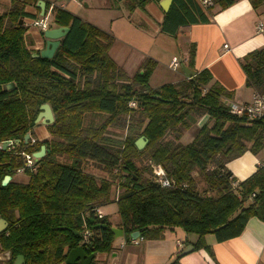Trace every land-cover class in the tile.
Wrapping results in <instances>:
<instances>
[{"label":"trees","instance_id":"16d2710c","mask_svg":"<svg viewBox=\"0 0 264 264\" xmlns=\"http://www.w3.org/2000/svg\"><path fill=\"white\" fill-rule=\"evenodd\" d=\"M8 1L9 8L0 13V142L18 143L0 149V218L8 223L0 233V254H9L3 264H13L18 256L23 264H61L78 245L87 255L112 253V224L105 214L93 217L91 210L111 202L120 219L115 227L123 231L126 244L135 231L142 240H159L166 229L178 228L196 235L193 250L212 258L206 235L221 242L239 236L249 218L264 223V166L243 180L226 167L246 152L261 151L264 122L247 124L244 116L231 114L221 97H232V91L212 81L208 69L151 87L156 60L146 58L130 77L109 55L114 37L60 7L53 9V23L68 26V33L51 58L34 57L38 51L25 41L23 19L35 17L25 8L39 11L38 0ZM149 1L159 2L127 0V8L144 10ZM234 1L212 3L224 9ZM249 1L253 8L264 3ZM205 22L209 19L195 0H172L158 26L176 36L182 26ZM194 52L190 43L189 68ZM240 65L245 85L263 93L264 47L247 53ZM130 101L135 105L129 106ZM43 103L54 120L46 126V138L31 142ZM204 115L207 120L192 140L182 142L183 133ZM140 137L146 144L138 150L134 142ZM41 145L45 155L33 171L24 169L28 181H14L24 166L20 153L36 152ZM149 161L162 167L169 187L155 181L145 165ZM88 163L108 177L86 171ZM7 175L11 180L3 186ZM84 227L91 233L87 242L82 241ZM181 253L169 264H180Z\"/></svg>","mask_w":264,"mask_h":264},{"label":"crops","instance_id":"0c3cea01","mask_svg":"<svg viewBox=\"0 0 264 264\" xmlns=\"http://www.w3.org/2000/svg\"><path fill=\"white\" fill-rule=\"evenodd\" d=\"M44 1L53 3L84 22L110 33L114 37V42L109 49V55L130 77L140 69L146 58L150 57L156 60L157 66L149 78L151 87L189 79L182 68L178 70V67H181V63H183L188 69L195 72L208 69L212 75V81L232 91L230 99H236L242 103L249 102L251 95L254 94V90L245 85V74L241 69L240 61L247 53L264 47V31L256 32L258 21L264 19V3L258 8H253L249 0H235L233 4L224 9H219L217 5L213 4L210 10H204L209 22L180 27L178 31L185 29L184 38L186 40V48H181L180 64L175 69L169 66L172 61L177 59L172 51L171 56H167L168 75H160L165 82L161 80L156 82V86H154L151 80L157 74L160 64L158 58L153 54L132 48L129 44L122 42V39L135 40L148 37L155 40L161 34L158 24L163 17L159 3L149 1L144 10L135 8L129 11L127 0ZM8 8L9 1L0 0V13ZM25 10L35 17L40 14V10L37 11L32 6L26 7ZM53 17L52 14L49 27H56L53 23ZM32 18L34 17H25L23 21L28 24ZM40 32L39 28L28 26L25 32V41L30 49L38 51L44 47V39ZM167 36V38L172 37L168 34ZM190 43L195 46L192 68L186 65L187 45ZM117 44L121 46L119 48L120 53L118 51L113 52V48ZM224 45H227L228 48L225 49ZM118 56H121V59ZM244 89L250 90V96L247 99L242 98ZM206 120V115L199 118L198 127ZM47 136L48 133L44 132L40 137L44 139ZM263 156L262 149L256 155L246 152L241 157L227 163L226 167L237 180H243L255 170ZM99 209L106 215L102 206ZM116 224L118 222L113 224V227ZM168 230L170 233H166ZM196 238V235L185 234L178 228L166 229L162 239L142 240L141 243L137 242L136 244L131 242L126 244L123 237L115 238V241L116 239L120 240V256L117 258L119 253L116 252L97 253L94 256V264H108L111 255L117 258V264H155L154 261L158 256L162 258L160 264H169L179 251L192 246ZM204 239L211 248L214 258L202 249L197 251L192 249L188 253L180 255V264H264V223L255 217L248 219L244 230L237 237L218 242L214 235L208 234ZM178 241L181 243L180 246H178ZM135 246L139 249H136ZM6 259V253L0 254V261ZM111 263L116 264V260Z\"/></svg>","mask_w":264,"mask_h":264},{"label":"rangeland","instance_id":"374dc122","mask_svg":"<svg viewBox=\"0 0 264 264\" xmlns=\"http://www.w3.org/2000/svg\"><path fill=\"white\" fill-rule=\"evenodd\" d=\"M48 19L51 22V17H49ZM160 33L161 34H159L155 40L153 38L151 40L148 37H143L141 39H135V40L122 39V42L129 44L130 46H132V48L141 50L142 52H147L148 54L149 53L153 54L154 56H156L158 58V61L160 64L158 66L157 74L153 77V80H151L152 85H154V86H156L155 85L156 82H160L162 80V78L160 77L161 74L168 75L167 74L168 73L167 72V56L170 57L171 56L170 54L174 52L175 57L177 58L176 60L179 61L180 56H181L180 55L181 54V48L182 47L186 48V40L184 38L185 29L177 32V35H176L177 38H176V36H172L170 38H167L168 37L167 34H164L162 32H160ZM119 43H121V42H119ZM187 47H188V45H187ZM119 48H121V46H120V44H117L113 48V52L118 51L120 53ZM130 53H131V51H130ZM132 55H134L133 52H132ZM118 57L121 59V56H118ZM123 58H125V56H123ZM126 60H128V59H126ZM179 64H180V62H179ZM178 70H181L180 66L178 67ZM163 82H165V81H163ZM249 91H250L249 89H244L243 94H242V98L247 99L250 96ZM232 100L235 102H238L236 99H232ZM103 116H104V114H103ZM198 119L196 121V124L195 123L192 124L188 128V130H186L183 133V135L181 137L182 142L187 143V142L192 140V136L198 128V125H197ZM36 127H38V128H36ZM33 128H34V130H33L34 131V133H33L34 139L36 138L39 140V139H41L40 136H42L44 134V132L47 133L45 125L43 126V125L37 124ZM58 160L61 162H66V163L68 162V160H65L64 158H60V157H58ZM147 164H148V162H145L146 166H147ZM85 170L94 173L98 177H100V176L108 177L107 173H104V172L96 169L95 166H92V164H90V163H88L86 165ZM13 180L17 181V182L25 183L28 181V176L24 175L23 173H21V174L16 173L13 175ZM201 187H202V183H199V188H201ZM115 194H116V192H115ZM102 207H103L104 212L106 213V216L108 217V220L111 222L112 227H113L114 226L113 224L120 221L118 213H117L116 203L111 202V203L104 205ZM166 233H170V231L168 230V232H166ZM191 235H193V234H191ZM141 242H142V239H138V243H141ZM119 243H120V240L116 239L115 243L113 244V246H114L113 253L114 252H116L117 254L119 253V251H120ZM135 248L139 249L137 246H135ZM120 254L121 253L118 254L117 258L120 256ZM117 258L112 257V255L109 256L108 264H112L111 262L115 261V260H116V264H117ZM161 259L162 258L160 256H158L157 259H155V261H154L155 264H160ZM0 264H3V262L0 261Z\"/></svg>","mask_w":264,"mask_h":264},{"label":"built area","instance_id":"2783aa9c","mask_svg":"<svg viewBox=\"0 0 264 264\" xmlns=\"http://www.w3.org/2000/svg\"><path fill=\"white\" fill-rule=\"evenodd\" d=\"M196 3L202 8L206 9L207 7L211 6L212 0H195ZM57 7L53 3H49L48 9L44 11V14L42 16H39L37 18H32L30 22L27 24L24 22V24L28 26H34L38 27L40 30H45L49 27V17L52 16L53 14V9ZM264 31V19L259 20L257 25H256V32L260 33ZM225 49H227V45L223 46ZM172 69H175L179 66V61L174 60L170 63L169 65ZM221 101L225 107H227L228 111L231 114L237 115V116H244L246 118V121L248 122L247 124H250L253 121L257 120H262L264 122V92L263 93H254L250 99L249 102H235L232 99L228 97H221ZM135 103L133 101L129 102V106H134ZM34 138H30L31 142H34ZM7 142L6 149H12L15 144L18 143V140H5L0 142V149H5L3 148V143ZM261 143H262V150L264 152V129L262 132V138H261ZM24 166L17 169L16 173H24V169H29L30 171H33L35 169V162L36 159L33 157L32 153H20ZM260 166H264V156L262 157L261 161L259 162ZM148 167L151 168L152 174L154 176V179L157 183H159L162 187H169L170 186V181L168 178L165 176L164 170L162 167L158 164H153L152 162H148L147 164ZM92 213L93 217L100 218L104 216L102 211L99 209V207L92 208ZM90 231L88 228L84 227L81 235H82V241L87 242ZM138 237L132 238L131 243L136 244L138 242ZM181 243L178 241V246H180Z\"/></svg>","mask_w":264,"mask_h":264},{"label":"water","instance_id":"95a60500","mask_svg":"<svg viewBox=\"0 0 264 264\" xmlns=\"http://www.w3.org/2000/svg\"><path fill=\"white\" fill-rule=\"evenodd\" d=\"M159 6L162 9L163 12H167L168 9L170 8V5L172 3V0H159ZM45 5L46 2L44 0H38L37 1V8L40 10V14L39 16H42L44 14L45 11ZM69 31V27L68 26H56V27H48L45 30H41L40 35L42 36V38L44 39V47L40 50H38V52H34L32 53V56L34 57H42V58H51L57 47L60 45L61 43V38H63ZM181 68L182 70L186 73L188 78H191L192 76L195 75V71L188 69L183 63H181ZM8 87H10V84H8ZM39 113L36 117V119L34 120V123H39L41 122L42 124H50L53 122V114L51 111L50 106L47 103H43L40 105L39 107ZM30 135L29 133H27L24 137V142L27 143V140L29 139ZM136 148L138 150L143 149V147L146 144V140L143 137L138 138L135 142H134ZM7 146V142L3 143V148H6ZM46 152V148L45 145H41L40 149L36 152H33V157L38 160L40 158H42L45 155ZM11 180V176L7 175L3 178L2 180V185H6L9 181ZM8 226V223L3 219L0 218V233L5 231L6 228ZM97 227H106V225H100L98 224ZM110 230L113 232L114 234V238H119L122 237L123 235V231L120 229H117L116 227H110ZM139 236V231H135L131 234L132 238H136ZM193 249L192 246L185 248L181 254H186L189 251H191ZM94 258V254H85L83 252V249L80 245L70 249L67 252V256L66 259L64 261L65 264H90V262L92 261V259ZM13 264H23V257L22 256H18Z\"/></svg>","mask_w":264,"mask_h":264},{"label":"flooded vegetation","instance_id":"af4514ba","mask_svg":"<svg viewBox=\"0 0 264 264\" xmlns=\"http://www.w3.org/2000/svg\"><path fill=\"white\" fill-rule=\"evenodd\" d=\"M53 118H54V117H53ZM37 124H38V125H43V126H44V125H45V126H47V125H48V124H42L41 122H39V123H36L35 125H37ZM29 138H30V137H29ZM7 227H8V226H7ZM6 230H7V228H6ZM6 230H5V231H6ZM3 232H4V231H3ZM4 253H6V254H7V258H8V257H9V254H8V252H4ZM94 256H95V254H94ZM1 261H2V260H1ZM2 262H3V261H2Z\"/></svg>","mask_w":264,"mask_h":264}]
</instances>
